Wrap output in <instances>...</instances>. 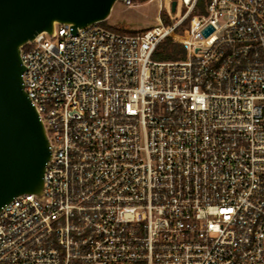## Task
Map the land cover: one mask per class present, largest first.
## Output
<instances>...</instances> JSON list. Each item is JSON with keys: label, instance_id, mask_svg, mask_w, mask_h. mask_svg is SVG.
Returning <instances> with one entry per match:
<instances>
[{"label": "built area", "instance_id": "obj_1", "mask_svg": "<svg viewBox=\"0 0 264 264\" xmlns=\"http://www.w3.org/2000/svg\"><path fill=\"white\" fill-rule=\"evenodd\" d=\"M181 2L23 46L52 157L44 199L0 210V264H264V0Z\"/></svg>", "mask_w": 264, "mask_h": 264}, {"label": "water", "instance_id": "obj_2", "mask_svg": "<svg viewBox=\"0 0 264 264\" xmlns=\"http://www.w3.org/2000/svg\"><path fill=\"white\" fill-rule=\"evenodd\" d=\"M120 0H0V210L16 196L44 199L52 157L47 129L24 87L22 48L56 24L105 22ZM177 1L172 3L176 9Z\"/></svg>", "mask_w": 264, "mask_h": 264}, {"label": "rangeland", "instance_id": "obj_3", "mask_svg": "<svg viewBox=\"0 0 264 264\" xmlns=\"http://www.w3.org/2000/svg\"><path fill=\"white\" fill-rule=\"evenodd\" d=\"M174 0H151L141 6H127L122 1H118L112 11L111 16L103 22L109 28L120 27L122 32L134 33L152 26L159 16L165 21L176 20L180 17L182 8L181 0H178L177 13L171 10ZM163 9L159 13L160 8Z\"/></svg>", "mask_w": 264, "mask_h": 264}, {"label": "trees", "instance_id": "obj_4", "mask_svg": "<svg viewBox=\"0 0 264 264\" xmlns=\"http://www.w3.org/2000/svg\"><path fill=\"white\" fill-rule=\"evenodd\" d=\"M120 27H114L115 31L122 32ZM185 49L179 44H173L171 41L166 42V49H163L158 55L159 59H178L185 56Z\"/></svg>", "mask_w": 264, "mask_h": 264}]
</instances>
